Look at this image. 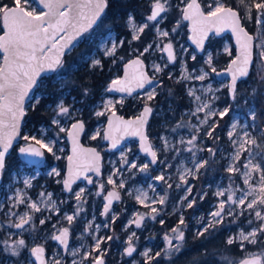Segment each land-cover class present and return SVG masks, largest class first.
Listing matches in <instances>:
<instances>
[{
	"label": "rangeland",
	"instance_id": "obj_1",
	"mask_svg": "<svg viewBox=\"0 0 264 264\" xmlns=\"http://www.w3.org/2000/svg\"><path fill=\"white\" fill-rule=\"evenodd\" d=\"M139 1L142 2L144 7L131 12V15L137 25L145 22L149 24V27L140 34V39H132L133 30L126 20L128 34H119V31L116 30H108L105 33H101L94 29L81 40V43L85 45L94 46L91 53L84 55V57L88 58L87 62H80L79 64L81 74H87V77L93 80L95 77L97 81L95 86L87 88L88 93H90L88 97L82 96L80 98L77 94L70 93L65 87L64 81L57 79L60 75L65 76L60 69L58 73L51 75L59 97L56 104L47 105V109L52 113L51 124L36 125L28 119L25 121L20 143H35L31 139L24 140V136L30 138L35 136L37 139L44 140L45 143L54 141L53 152L46 150L50 154L52 162H48L47 166L42 169L29 164L19 163L16 167L9 168L8 173H6L8 178L0 188V232L1 230L7 232L5 237L0 240V249L3 254V256L0 255V264H37L30 252L31 248L37 246L45 248L48 264H53L54 259L59 260L60 264H72L73 260H76L77 264H92L93 257L98 255L95 249L97 239L112 237L111 240L105 239L100 245L101 250H106L105 255L109 252L112 240L115 239V242L119 241V234L114 233V226L116 222L121 221L123 216L126 218L122 227L125 237L114 248V255L116 252L119 254V262L126 260V264H132L133 261H135V264H142L146 261H154V263L159 261L162 264H173L176 260H179L177 258L181 253L190 252L196 248L192 242L202 237L197 236V232L202 230L209 221L213 220L210 213L218 210V205L221 201H225L229 195H232L234 200H238L248 192H251V195L246 197L244 205L237 206L230 201L225 204L223 222L226 221L228 224L236 226L234 230L230 229L227 231V240L234 238V243L238 245L240 250H243L242 258L250 255H261L264 258V248H262L264 247V234L258 233L256 244L241 241L239 238L241 231L247 234L261 223L255 217L254 210L246 207L249 201L258 199L261 195L258 187L260 181L259 173L253 172L249 178V183H244V177L241 173L248 171V169L243 168V164L250 157L247 152L241 151L239 159L236 161L232 160V156L235 154V147L228 137V132L232 130L231 124L234 122L238 124L233 136L234 140H238L243 135L244 130L251 131L257 137L258 142H261V149L255 150L258 152H264V142L261 141L264 133L252 127L243 128V125L248 124L251 126L253 123L250 119V110L255 109L256 111L255 105L249 103V99L243 89H241L242 87H249V83L244 81L242 85L238 86L237 98L233 101L228 99L230 95L229 87H227L229 79L219 80L217 76V72L226 69L235 58L236 46L230 36H212L205 53L200 55L189 42L191 34L189 24L183 20L181 11L190 0H170L172 8L169 12L162 15L166 18L158 25L162 31L169 33L166 37L158 35L153 27V22L145 19L150 14L149 0ZM200 2L205 12L209 11V5L215 8L217 3L223 7H233L234 3L238 6L245 24L255 36L254 66L258 63V69L264 71V67L261 66L259 57L256 55L260 50L257 45L261 43L258 34H264V16L261 17L262 23L258 25L256 23L258 12L252 7L254 3H258L260 0H244V3H241V0H200ZM0 4L6 5L2 3V0H0ZM21 5L26 7L27 10H35L37 13L42 12L33 0H21ZM249 7H251L250 13L248 11ZM260 11L264 12V10ZM249 15L251 19L248 18ZM173 28L176 29L175 32L172 31ZM121 40L124 41L123 46H119ZM113 42L118 45L116 54L114 56L105 55L106 49H111ZM136 42H140L141 47H138L135 44ZM168 43H171L175 50V63H171L163 51L164 46ZM148 44H152V48L141 57L147 61L150 74L160 79V86L156 88L157 94L155 98L150 101L146 100L144 92L148 89L131 97L109 93L106 89L110 86L112 80L120 79L124 64L135 56H140V52ZM193 55L196 56L195 60L192 59ZM209 55L211 56V67L207 63ZM93 58L101 60L103 67H91ZM2 62L3 55L0 53V64ZM153 65H159L162 71L156 72ZM165 65L167 66L165 67ZM212 67L215 68V72L211 71ZM204 72L208 73L204 81L194 78ZM186 74L191 75L193 78L183 79L182 77ZM103 78L105 79L103 80ZM170 80L174 83V91H178V102L167 101L165 97H160L164 89V81L168 82ZM42 81V86L35 93V95L42 97L40 103L49 97L47 91L49 81L46 79ZM209 86H211L213 91H207ZM189 89L194 90V95H189ZM171 91V89L168 90V92ZM251 93H253V90H251ZM196 96L200 97V101H196ZM213 97L217 98L214 102ZM91 99H96V101L91 103L89 101ZM61 100H63L65 106L71 109L72 118L56 114L55 109ZM108 100H112L113 104L105 108ZM204 102L211 104L212 108L217 110H222L228 105H232L233 108V111L222 119L219 116L208 118L209 124H212L213 120L219 122L218 127L213 132V138H209L206 135V131L209 130L208 125L200 123L205 118L207 109L198 113L195 112L198 104ZM147 104L153 106L154 110L148 133L159 157L158 165L153 166L150 160L139 151L138 141L132 140L119 151L106 152L103 175L94 177L92 186L84 181L76 185L71 193H67L63 180L66 170V159L70 153L67 132L71 125L75 121L83 119L87 126L90 127L85 136L86 143L95 145L104 151L108 145L103 142L108 115L113 111H117L122 115L130 113L131 117H136L141 114L143 107ZM31 109H33L32 100L27 105V113ZM96 112H103L104 115L97 116ZM228 116L229 118H227ZM54 119H58L60 124L52 123ZM255 123L264 128V121L257 118ZM177 125L182 126L177 128ZM61 127L65 131H60ZM174 128L176 129L175 131H173ZM197 128L199 129V135L195 141L196 147L192 149V152L185 151L187 147L191 146L186 143L181 144V138L185 142L191 139ZM93 136H95V139L92 138ZM165 140L168 141L167 146L164 143ZM172 145H175V147H172ZM246 147L251 146L246 145ZM209 148L213 149L215 156L208 152ZM177 149L179 152H177ZM193 152L196 154L197 163L201 160H207L208 164L199 169L195 178L192 176L186 177L188 185L192 186V192L188 194L185 191L188 185H183L180 176L186 168H191L195 171V165L192 163ZM57 157L59 158L57 159ZM124 158L130 163H136L137 167L129 169L128 165L123 163ZM259 159L258 156L253 162L255 163ZM62 162H64V166ZM144 164H148V168L144 172L139 171V168ZM230 164H234L240 171L228 172L227 168ZM169 165L171 166L169 167ZM261 167L264 168V161L261 162ZM117 169L120 171L113 175ZM56 172L59 175H56ZM110 175L115 181V185L107 183ZM160 175H164V181L156 179ZM25 180H30L31 185H26ZM121 181L124 183L123 188L118 187ZM100 184L104 185L103 189L100 188ZM168 184H171V187H168ZM178 184L182 186L177 187ZM252 186H257L255 191L252 190ZM81 188L84 189V193L81 196V200L77 201L74 193ZM111 189L117 190L122 199L105 215L102 214L106 204L105 196ZM217 190H225V194L216 196ZM141 191L146 193L148 197L144 203H140L135 199ZM17 193H19V196ZM49 193H51V200L48 198ZM186 195L188 198L184 200L183 198ZM162 196L166 197L164 204L153 202L158 201ZM193 199H195L193 207L188 208V201ZM20 200L24 202L20 203ZM53 201L55 202V208L52 207ZM32 203L37 204L40 211L30 208L29 205ZM21 204L24 205V211L17 210ZM78 205H82V210L76 215ZM152 208L158 209L159 212H152ZM56 209L59 211L57 212ZM256 210H260L262 215H264V205L257 204ZM229 211H232L235 215H228ZM242 211L243 215H240ZM10 212H15L17 215L12 216ZM24 213H28L32 217L30 226H24L23 229L13 227L11 230V224L19 222L18 217ZM137 214L144 216L140 228H137L135 223H130V221L138 218ZM65 215H73V221L69 223L64 219ZM181 215L184 217L183 225H179ZM152 216L155 219H152ZM41 219L45 221L44 224H40ZM161 220H163L162 224L160 223ZM249 220L253 222L249 224ZM7 224H10V226H7ZM32 224L35 225L34 228H32ZM89 224L92 225L91 228L88 227ZM220 224H216L212 228L215 229ZM97 225H99L98 230L96 229ZM177 225L180 226V229L185 234V239L182 242L183 247L178 254H174L173 258L168 260L163 257V250L167 247L164 237L165 235L173 237L175 234L171 230ZM65 227L69 228L71 234L72 242L69 250L79 249L75 256L64 252L62 247L51 239L53 235L59 233L58 230ZM209 231L204 235L208 234ZM132 232L136 233V236L132 239L136 252L133 253L132 257H129L124 254V250L128 247V237ZM261 235L262 239L260 242ZM93 237H96V239ZM209 238L212 240L213 236ZM209 238L202 241V243L207 242ZM19 239H24L27 245V247L21 249L19 258L13 257L10 253L4 251L6 246L14 245ZM5 241L7 244L4 243ZM177 243L181 242L173 239V244ZM250 246H254L255 249L259 247L262 249L252 251L249 249ZM145 251H149L148 256L143 255ZM158 251L162 253L161 257L149 259L154 257ZM105 255L102 258L106 260ZM213 259L217 260L216 257ZM240 260L231 256L221 259L223 264H237ZM106 264L111 263L106 261Z\"/></svg>",
	"mask_w": 264,
	"mask_h": 264
},
{
	"label": "snow or ice",
	"instance_id": "obj_2",
	"mask_svg": "<svg viewBox=\"0 0 264 264\" xmlns=\"http://www.w3.org/2000/svg\"><path fill=\"white\" fill-rule=\"evenodd\" d=\"M40 3L43 4L44 8L47 9L46 12L37 13L35 10H27L26 7L21 5V0H14L13 6L9 7L6 5L0 4V18L3 20L4 28L6 32L3 36H0V50L3 51V64H0V180L4 178V173L6 169V156L9 153V149L12 146V139L19 134V122L25 116V109H24V102L26 98H29V93L32 92L33 89L39 88L42 86L43 81L41 80L42 74L44 73H58L60 69L64 68V61L63 56L66 51L70 52L73 45V41L77 39L81 34L88 32L89 29L96 25L102 15H104L105 10L109 7V0H84L83 3H80L79 0L77 2L72 3L70 0H40ZM150 7L149 11L150 14L146 16V21L153 22V27L158 35L161 36H168L169 33L167 31H162L159 28V23L165 19V16L162 14L167 13L171 10L172 5L170 0H149ZM241 3H244V0H241ZM209 11L207 15H205L200 10V5L196 3V0H191L190 3L186 4V7L182 9L183 19L193 20V24L200 23L202 25H207V27H201L197 30L195 27L193 31H199L200 35L198 38L195 39V42L201 48L203 47L204 38L207 36L208 32L211 31L212 26L217 22H222L225 17L221 16V13H225L231 19L230 26L234 32H237L238 43H240L241 47V57H237V60L240 61L239 65L233 70L229 68V72L232 73L231 76V84L228 85L229 87V94L233 101L237 98V80L240 77H247L249 74V67L253 65V40L254 37L249 35L247 32L244 31L243 28L239 26V19L238 14L234 12L231 8L225 9L222 5L217 3L215 8H212L211 5L208 6ZM257 12L258 16L256 19V23L259 25L262 23L261 17L264 16V12L260 10H264V0H260L258 3H254L252 5ZM73 8L79 9L75 16L70 15L73 11ZM88 9V12L85 13L83 9ZM61 9H65L61 11ZM249 13L251 12V7L248 8ZM194 17H199V19H194ZM216 17V21H213L211 18ZM251 19V16H248ZM127 23L131 26L132 32V39L138 40L140 39V34H142L146 28L149 27L147 22L137 25L134 21V17L131 13L128 14ZM71 26L73 31L65 36H60V39H57V36L61 32H65L66 28ZM178 26V25H177ZM239 29V31H237ZM51 30V31H50ZM217 32L220 31L219 28L216 29ZM173 32L176 31L175 28L172 29ZM243 33L245 39L243 42L240 41V34ZM258 38L260 39L261 43L257 45L260 49L256 55L259 57L261 62V66L264 67V34H258ZM63 41L61 43L60 41ZM124 41L121 40L119 42V46H123ZM117 43L113 42L111 49H106L105 55L107 56H114L117 51ZM152 48V44H148L144 47L143 51L140 52V56L144 53L148 52ZM173 45L168 43L164 46L163 51L167 53L168 60L170 62H174L176 57L173 53ZM139 51V50H137ZM87 57H81L80 62H87ZM122 59V58H121ZM192 59L195 60L196 56L193 55ZM208 65L211 67V56L209 55ZM237 61H233V64H236ZM133 65L138 67L143 66V61L139 58V56L132 60L127 67L132 68ZM93 68H102V62L99 59H92V63L90 65ZM167 65H165L166 67ZM156 72L162 71L159 65H153ZM79 69V64H73L67 69V71H77ZM212 72H215V68H211ZM208 76L207 72H204L201 75L195 76L194 78L200 81H204L205 78ZM171 78V77H169ZM183 79H192L191 75H184ZM58 80L66 79L65 76L60 75L57 77ZM260 79L264 81V75H261ZM154 77H148L146 73L139 72L137 75L131 77V80L127 73L123 79H114L111 81V85L106 89L107 91H116V92H126L129 95L133 92L134 88L144 89L146 85L151 87L148 88L144 92V96L146 100H153L157 94L156 88L159 87V82H155L154 84ZM207 91L211 92L213 89L211 86L207 88ZM256 94V90H253L252 95ZM84 95H88V89H84ZM189 95H194V90L189 89ZM40 95H33L30 97L32 100V107L33 110L35 109L36 105H38L41 101ZM196 101H200V97H195ZM217 99L213 97V102ZM122 102V101H121ZM247 103V101H245ZM113 104L112 100H108L105 108L111 106ZM207 109L205 113V118L200 121L203 125H208V129L206 131V135L209 138H213V132H215L216 127H218L219 122L217 120H213L212 124L208 123L209 117H216L219 116L221 119L228 115L230 112L233 111L232 105H228L224 107L222 110H217L212 108L211 104L204 102L198 104L195 112H201ZM56 114L59 116H64L68 118H72V111L69 107L65 106L63 100H61L55 109ZM153 111L152 108L148 107L147 105L144 108V112L142 117L138 120V127L132 132V135H138L141 140V148L144 152L148 153L151 156V163L155 164L157 162V152L153 150L152 145L149 144L148 137L141 131L146 120L144 117L148 116ZM250 119L253 122L252 125L245 124L243 125L244 129L249 127L259 129L261 133H264V128H261L260 125H257L255 122L257 120V113L255 109L250 110ZM97 116H103V112H96ZM195 114V113H193ZM114 116V114H113ZM7 117V120H5ZM119 120L120 123L127 126L131 125V121H123L121 118H116ZM52 123L59 125L60 121L58 119H54ZM109 126V134L105 135V139H110L112 141V147L115 148L118 144V139L111 135L113 130V119L109 118L108 121ZM182 125H177L176 127L179 128ZM196 127V126H193ZM238 127L237 123L231 124V131L228 132V137L232 141L233 146L235 147V154L232 156V160L236 161L239 159L241 155V151L247 152L249 155V159L245 164H243V168L248 169L242 174L244 177V183H249V178L252 176L253 172L259 173V191L261 195L258 199H252L247 203V209H253L254 215L261 223L258 227L253 228L250 232L245 234L243 231L240 232L239 238L241 241H247L251 244L257 243V235L264 234V215H262L260 210H256L257 204L264 205V168L261 167V162L264 161V152L255 151L256 149H261V142H258V139L255 135L252 134L251 131L244 130L243 135L238 139L234 140L233 136L235 131ZM4 128H10L11 131L8 133L3 132ZM125 128V134H127ZM84 130V123L81 120H77L75 123L72 124V131L68 134L73 139V152L76 153V140L79 134ZM176 129L174 128L173 131ZM60 131H65L63 127L60 128ZM115 131H119V127L117 126ZM199 135V129L197 128L196 133L192 136L191 139L187 140L186 142L181 138L180 143L190 145L191 147H187L185 151L192 152V149L196 147L195 141ZM95 139V136L92 137ZM24 140H33L35 144L39 145L41 149H46L48 152H53L54 141L45 143L42 139H37L35 136L28 137L24 136ZM261 141L264 142V136H262ZM165 145H168V141H164ZM238 145V147H236ZM249 145L251 147H246ZM175 147V145H172ZM203 150V149H200ZM21 153H30L35 156H43V152L34 148L31 144L27 147H22L19 149ZM89 152L95 161H99V153L95 151V149H88L85 150ZM177 152L179 150L177 149ZM208 152L215 156V152L212 148L208 149ZM55 155V153H53ZM259 156V160L257 162H253ZM59 157H57L58 159ZM70 161L73 159L72 157L68 158ZM123 163L128 165L129 169L136 168L137 165L134 162H129L126 158L123 159ZM192 163L195 165V171L191 168H186L183 174L180 176V180L183 182V185H188V181L186 179L187 176H192L193 178L196 177V173L199 171L200 168L204 167L208 164L207 160H201L199 163L196 161V154L193 152L192 156ZM171 165H169L170 167ZM148 168V164H144L142 167L139 168V171L144 172ZM85 171H94L99 174V165L96 163L93 166H89L85 169ZM120 170L117 169L113 175H116L117 172ZM228 172H239L240 169L236 168L234 164H230L227 168ZM55 172V170H53ZM59 175L58 172L55 173ZM80 173L76 172L75 174L72 173L71 169L69 171V179L65 180L64 186L68 191H72L71 183L73 179H77L80 177ZM122 175V173H121ZM88 183H92L91 177L84 175L83 177ZM157 180H165L164 175H160L156 177ZM167 182V181H165ZM108 184L115 185V181L112 179L110 175L107 180ZM26 185H31L30 180H25ZM182 185L178 184L177 187H181ZM104 185L100 184V188L103 189ZM118 187L123 188L124 183L118 185ZM168 187H171V184H168ZM257 186H252V190L255 191ZM185 191L188 194L192 192V186L188 185L185 188ZM230 191V189H228ZM84 193V189L81 188L79 191L74 193L75 199L77 201L81 200V196ZM225 194V190H217L215 195L216 196H223ZM19 196V193H17ZM43 195V194H42ZM131 195V193H129ZM251 195V192L245 193L242 195L238 200H234L232 195H229L225 201H221L218 205V210L215 212L210 213L213 220L209 221L202 230L197 232V236H203L206 232L209 231L210 228L214 227L216 224H220L223 222V214L225 211V204L229 201L232 204H236L237 206H242L245 204L246 197ZM143 197V199H142ZM49 200H51V193L48 194ZM187 195L183 198L187 200ZM107 203L104 205V210L102 214H107L110 211V207L113 203V200H119L120 196L119 193L116 191H110L105 196ZM137 201L140 203H144L146 199H148L147 194L144 192H140L139 195L135 197ZM165 196L159 198L158 201H153L154 203L158 202L159 204L165 203ZM23 203V200L19 201ZM86 202V201H84ZM195 203V199L188 201L187 207L192 208ZM15 206V205H13ZM30 208L40 211L37 204L32 203L29 205ZM52 207L55 208V202H52ZM57 212L59 211L56 209ZM82 210V205H78L76 209V215ZM152 212L158 213L159 210L156 208L151 209ZM228 215H235L232 211L227 213ZM10 215L15 216L17 213L10 212ZM243 215V211L240 213ZM138 218L130 221V223H135L137 228L142 226V221L144 220V216L137 214ZM155 219L154 216L151 217ZM64 219H66L69 223H71L74 219L73 215H65ZM115 219V217H113ZM17 223L11 224V227H15L17 229H23L25 224H29L32 221V217L28 215V213H24L18 217ZM253 221L249 220L248 223L251 224ZM45 221L43 219L40 220V224H44ZM163 223V220L160 221ZM184 224V217L181 215L179 218V225ZM173 228L171 231L175 234L173 237H169L165 235L164 239L167 242L166 249L163 250V257L165 259L171 260L174 254H178L183 247V241L185 239L184 231L180 229V226ZM107 227V225H105ZM35 225L32 224V228ZM89 228L92 227L91 224L88 225ZM96 229H99V225L96 226ZM59 231L58 235H53L51 239L58 241L60 245L63 246L64 250L68 252L70 255L75 256L77 255L79 249L69 250V228L65 227ZM136 236L135 232H132L131 235L128 237V247L125 248L124 254L129 257H132L133 253L136 252V248L132 244L133 237ZM96 239V237H93ZM111 240L112 237L108 236L106 238L101 237L96 240L95 249L98 252L96 257H93L92 264H104L102 257L105 255L106 250H101L100 245L105 240ZM173 239L180 241L181 243L173 244ZM7 244V242H4ZM234 243V238H229L227 240V244L231 245ZM27 247L26 242L24 239H19L15 242L12 246H6L4 251L10 253L11 256L19 258L21 255V249ZM44 251L45 249L42 246L33 247L30 249V252L36 259L40 260V264H46L44 259ZM150 251V250H149ZM149 251H145L143 253L144 256L149 255ZM161 252H156L154 257H150L149 259H155L156 257H161ZM261 256L253 255L250 259H245L240 262V264H262ZM53 264H60L59 260L54 259ZM72 264H77L76 260L72 261ZM135 264V261L132 262Z\"/></svg>",
	"mask_w": 264,
	"mask_h": 264
},
{
	"label": "water",
	"instance_id": "obj_3",
	"mask_svg": "<svg viewBox=\"0 0 264 264\" xmlns=\"http://www.w3.org/2000/svg\"><path fill=\"white\" fill-rule=\"evenodd\" d=\"M38 6L39 8L42 10V12H46L47 9L44 8L43 4L40 3V0H33ZM70 2L72 3H75L77 2V0H70ZM80 3H83L84 0H79ZM191 2V0H190ZM189 2V3H190ZM196 3H198L200 5V10L205 14L207 15V12L204 11V8L200 2V0H196ZM225 9H228V8H231L234 12H236L238 14V19H239V26L241 28L244 29L245 32H247L249 35L253 36L254 37V40H253V53H254V56H253V65L255 63V36L254 34L248 29V27L245 25L244 23V20L240 14V11L237 9V8H234L232 6H226L224 7ZM65 9H61V11H64ZM107 10V9H106ZM105 10V12H106ZM80 11L79 9H76V8H73V11L70 15L72 16H75L76 13ZM83 11L85 13L88 12V9H83ZM105 14V13H104ZM221 16H224L225 19L222 21V22H217L215 23L213 26H212V29L211 31L208 32L207 36L204 38V41H203V47L201 48L200 46L197 45V43L195 42V39L199 37L200 35V32L199 31H193L194 27L199 30L201 27H207V25H202L200 23H197V24H193V20H187V19H184V21L188 22L189 24V30L191 32L190 36H189V42L193 45V47L195 48V50L197 51L198 54L202 55L205 53L206 51V48H207V45L209 43V40L212 36L214 37H225V36H230L236 46V56L235 58L230 62V64L228 65V67L224 70H221L219 72H217V76L219 78V80H227L229 79V84H231V76H232V73L229 72V68H232L233 70H235V68L239 65L240 61L237 60V57H241V47H240V43H238V38H237V32H234L232 30V27L230 26L231 24V19L230 17H228L225 13H221L220 14ZM104 15L101 16L100 18V21L101 19L103 18ZM194 19H199V17H194ZM213 21H216V17H212L211 18ZM2 21V29H3V33L0 35V36H3L6 32V29L4 28V24H3V20L1 19ZM97 22L96 25H93L92 28H94L95 26H97L99 24V22ZM91 28V29H92ZM217 28L220 29L219 32H217ZM89 29V31L91 30ZM51 31V30H50ZM73 31V29L71 28V26L67 27L66 28V31L65 32H61L58 36H57V39L59 40L60 39V36H65L69 33H71ZM88 31V32H89ZM237 31H239V29H237ZM88 32H85L83 34H81L79 37H77L76 40H74L72 43L74 45V47H72L71 51L76 47L78 46V44L81 42V40L84 38V36L88 33ZM245 39L243 33L240 34V41L243 42ZM61 43H63V41L61 40L60 41ZM173 50V53L175 55V50ZM70 51V52H71ZM68 51L65 52L64 56H63V60L65 58V56L70 53ZM0 53L4 56V53L2 50H0ZM166 56L168 57L167 53L165 52ZM138 56H135L134 58H132L131 60L127 61L124 66H123V70H122V76L120 77V79H123L124 76H125V73L128 74L130 80H131V77L134 76V75H137L139 72H144L147 74L148 77H154L150 74L149 72V68H148V63L146 62V60L144 58H142L141 56H139V58L143 61V66L142 67H138L136 65H133L132 68H128L127 65L134 59H136ZM242 59V57H241ZM176 60V59H175ZM237 61L236 64H233V61ZM171 63H175L174 62H171ZM3 64V62H2ZM253 71V66H250L249 67V74L247 77H240L238 78L237 80V85L236 87L238 88L239 84L245 80H247L249 78V76L251 75ZM52 74L54 73H44L42 74V77H41V80H43L45 77H48V76H51ZM155 80H154V84L155 82H160V79L157 78V77H154ZM111 85V83H110ZM149 85H146L144 89H140V88H134L133 92L131 93V95H129L128 93L126 92H116V91H111L109 93L113 94V95H127L129 97L131 96H134L135 94L137 93H141L143 91H145L146 89H148ZM38 88L36 89H33L32 92L29 93V98H26L25 99V102H24V109H25V116L20 120L19 122V134L16 135L13 139H12V146L11 148L9 149V153L7 154L6 156V161H7V158L8 156L11 154V152L14 150V148L20 143V140H21V136H22V132H23V127H24V124H25V121H26V115H27V105L29 103V101L31 100L30 97H32L33 95H35L36 91H37ZM229 89V88H228ZM146 106V105H145ZM145 106L143 107L142 111H141V114L136 116V117H127L125 115H122L120 113H118L117 111H113L111 112L109 115H108V121H109V118H112L113 119V130L111 132V135L115 138L118 139V144L115 148L112 147V141L110 139H105L103 140L104 143L108 144L107 147L105 148V152L107 153H111V152H116V151H119L121 150L127 143L131 142L132 140H137L138 143H139V151L141 152V154H143L144 156H146L150 162H151V156L144 152L143 149L141 148V140H140V137L138 135H132V132L138 127V120L142 117V114L144 112V108ZM148 107L152 108L153 107L149 104H147ZM114 114V116H113ZM116 118H121L123 121H131L132 124L127 126L120 123L119 120H117ZM153 118V111L146 117H144V119L146 120V123L144 124L143 128L141 129V131H143V133L148 137V143L152 145V148L153 150H155L152 142H151V139H150V136H149V133H148V130H149V125H150V122ZM5 120H7V117H5ZM81 121H83L84 123V130L79 134L77 140H76V153L74 154L73 152V147H74V144H73V139L71 136H69V132L72 131V125L70 127V129L68 130L67 132V141H68V144H69V157H72L73 159L70 161L68 158L66 159V170H65V177H64V180H67L69 179V171L71 169L72 173L75 174L76 172H79L81 175L79 178L77 179H73L72 180V183H71V189L73 191L74 187L84 181H86L83 177L84 175H87L89 177H91L92 179V183H88V181H86L90 186L93 185V182H94V177H101L103 175V170H104V161H105V156H104V153L98 149L97 146L95 145H91V144H87L85 143L84 141V137L87 135V131H88V128H87V124L86 122L83 120V119H79ZM76 122V121H75ZM74 122V123H75ZM119 127V131H115L116 127ZM125 128H126V131H127V134H125ZM11 129L10 128H4L3 129V132L5 133H8L10 132ZM109 134V126H108V122L106 124V128L104 130V137L105 135ZM29 144H31L34 148H37L38 150L42 151L44 154L43 156H35V155H32L30 153H21L19 151L20 148L22 147H27ZM29 144H21L18 148V156L20 158V160L26 164H29V165H32V166H35L36 168L38 169H42L46 166V161H47V155H46V149H41L39 145L35 144V143H29ZM88 149H95V151L97 153H99V161H95L92 157V155L85 151V150H88ZM156 151V150H155ZM158 157V156H157ZM158 162H159V157L157 159V162L155 164H153V166H157L158 165ZM96 163H98L99 165V174H97L96 172L94 171H85L86 168H88L89 166H93L95 165ZM3 182V179L0 180V186ZM64 185V183H63ZM65 188V186H64ZM65 191L67 193H71L70 191H68L66 188H65ZM110 191H116L115 189H111L109 190L108 192ZM107 192V193H108ZM107 195V194H106ZM120 196V194H119ZM121 200V196H120V199L119 200H113V203L110 207V210L115 206V204L117 202H119ZM105 202L107 203L106 199H105ZM58 242V241H57ZM59 243V242H58ZM70 234H69V240H68V244L70 246ZM60 244V243H59ZM62 249L64 250L63 246L61 245ZM64 252H66L64 250ZM44 256V259H45V262L47 264V261H46V258H45V255L43 254ZM251 256L253 255H250V256H246L244 258H242L237 264H240L241 261L245 260V259H250ZM256 256H261V255H256ZM262 257V256H261ZM263 258V257H262ZM103 261H104V264H106V261L104 258H102ZM34 260L37 262V264H40V260L36 259V257L34 256ZM262 264H264V260H262Z\"/></svg>",
	"mask_w": 264,
	"mask_h": 264
},
{
	"label": "trees",
	"instance_id": "obj_4",
	"mask_svg": "<svg viewBox=\"0 0 264 264\" xmlns=\"http://www.w3.org/2000/svg\"><path fill=\"white\" fill-rule=\"evenodd\" d=\"M3 4L8 6H13L14 0H2ZM143 4L139 0H109V7L107 8L103 18L99 22V24L94 28L95 30L105 33L108 30H116L120 33L128 34L126 30V20L128 14L134 11H137L139 8H143ZM234 8L238 9V6L234 3ZM239 10V9H238ZM240 11V10H239ZM241 16L242 13L240 12ZM245 23V22H244ZM247 26V25H246ZM248 27V26H247ZM249 28V27H248ZM252 32V30L249 28ZM3 33L2 29V21L0 20V35ZM143 38V37H142ZM138 47H141L140 42L135 43ZM93 45H85L84 43H79L70 53H68L64 58V68L61 69L62 73L65 75L66 79H64L65 87L70 93L77 94L80 98L84 95L85 88H91L95 86L97 82L95 77L94 80L87 77V74H81V71L78 69L77 71H67L69 67L73 64H80L81 57L84 55L89 54L93 51ZM254 70L252 71L249 78L245 81L249 83V87L241 88L245 93L246 97L249 99V103L255 105L257 118L261 121H264V81L260 79L261 75H264V71L258 69V63L255 64ZM52 76L45 77L44 79L49 81L48 86V94L49 97L42 100L35 109H31L27 115L26 120L32 121L36 125L39 124H51V117L52 113L47 109L48 104H56L59 97L58 92L55 89V85L51 79ZM105 78H103L104 80ZM244 82V81H243ZM241 82L239 84L242 85ZM163 91L160 97H165L167 101H174L178 102L177 96L178 91H174V83L170 81H164L163 84ZM171 89V92L168 90ZM256 90V94L252 95L251 90ZM92 91V90H91ZM90 94V93H88ZM88 97V95H87ZM228 99L231 100L230 95ZM91 103H94L96 99L89 100ZM125 116L130 117V113L125 114ZM229 118V116L227 117ZM90 127H88L89 129ZM14 161H9L8 166L10 169L17 166L20 161L15 157ZM64 166V162H62ZM125 216L121 219V221L115 223V230L114 233L119 234V241L115 242V239L112 240L110 243L109 252L105 255V258L108 263L111 264H126V260H119V254L116 252L114 255V248L118 245V243L122 242L125 237V233L122 231L123 224L125 222ZM236 228L235 225L228 224L226 221L221 223L220 225L216 226L215 229H210L209 233L202 236L198 240H194L192 244L196 246L190 252L187 251L185 253H181L180 256L177 258L178 261L174 262L173 264H223L221 259L223 257H234L242 258L243 250L238 248V245L233 243L231 245L227 244V237H228V230H234ZM113 233V234H114ZM208 235V236H207ZM215 235V236H214ZM213 236L212 240L209 237ZM209 238L207 242L202 243L205 239ZM262 239V235L260 236V242ZM264 244V242H263ZM264 248V247H262ZM262 248L255 249L254 246H250L249 249L252 251L261 250ZM214 257L217 258L213 259ZM142 264H162V262H155L154 261H146Z\"/></svg>",
	"mask_w": 264,
	"mask_h": 264
},
{
	"label": "flooded vegetation",
	"instance_id": "obj_5",
	"mask_svg": "<svg viewBox=\"0 0 264 264\" xmlns=\"http://www.w3.org/2000/svg\"><path fill=\"white\" fill-rule=\"evenodd\" d=\"M163 15V14H162ZM183 16V15H182ZM184 20V19H183ZM246 25V24H245ZM96 27V26H95ZM94 27V28H95ZM94 28H92L90 31H92V30H94ZM249 29V28H248ZM89 31V32H90ZM88 32V33H89ZM87 33V34H88ZM207 49V48H206ZM147 62V61H146ZM122 70H123V68H122ZM153 107V106H152ZM153 113H154V110H153ZM151 123V122H150ZM87 124V123H86ZM25 125V124H24ZM150 126V125H149ZM24 128V127H23ZM87 128H88V126H87ZM88 132V131H87ZM84 141H85V137H84ZM85 143H86V141H85ZM22 143H19L15 148H14V150L11 152V154L8 156V158H7V161H6V169H5V173H4V178H3V182H5V180L8 178L7 177V174L6 173H8V170H9V166H8V164H9V161H14V158L16 157V158H18L19 156H18V148H19V146L21 145ZM29 144V143H28ZM88 144V143H87ZM92 145V144H91ZM99 149V148H98ZM100 150V149H99ZM102 151V150H101ZM103 153H104V156H106V152H105V150L104 151H102ZM46 155H47V161H46V166H47V163L49 162V163H51L52 162V160H51V156H50V154L46 151ZM20 159V158H19ZM18 159V160H19ZM19 161H21V160H19ZM20 163H24V162H20ZM26 164V163H25ZM66 164V163H65ZM45 166V167H46ZM104 166H105V161H104ZM44 167V168H45ZM104 171V170H103ZM64 177H65V174H64ZM41 181V180H40ZM3 182H2V184H1V186L3 185ZM1 186H0V188H1ZM75 188V187H74ZM74 190V189H73ZM122 199V198H121ZM24 205L23 204H21V206H19L18 207V209L17 210H20V211H24ZM30 224V223H29ZM29 224H25V227H29L30 225ZM7 226H10V224H7ZM10 228V227H9ZM12 228L13 227H11V230H12ZM4 233V234H3ZM7 232H4V230H1V232H0V240L2 239V238H4L5 237V234H6ZM59 234V233H58ZM57 234V235H58ZM69 234H70V232H69ZM55 241V240H54ZM70 241L72 242V240H71V234H70ZM55 242H57V241H55ZM58 243V242H57ZM59 244V243H58ZM1 245V244H0ZM60 245V244H59ZM70 245H71V243H70ZM61 246V245H60ZM134 246V245H133ZM43 247V246H42ZM135 247V246H134ZM44 248V247H43ZM136 248V247H135ZM45 249V248H44ZM0 255H2L3 256V254H2V252H1V249H0ZM44 255H45V258H46V261H47V264H48V258H47V255H46V252L44 251ZM33 256V255H32ZM33 259H34V256H33ZM36 262V261H35ZM37 263V262H36Z\"/></svg>",
	"mask_w": 264,
	"mask_h": 264
}]
</instances>
